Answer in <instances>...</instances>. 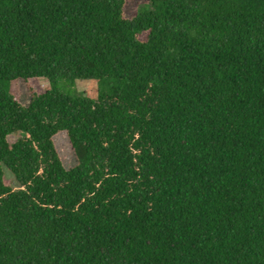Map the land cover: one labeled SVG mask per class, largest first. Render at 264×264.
<instances>
[{"label":"trees","instance_id":"16d2710c","mask_svg":"<svg viewBox=\"0 0 264 264\" xmlns=\"http://www.w3.org/2000/svg\"><path fill=\"white\" fill-rule=\"evenodd\" d=\"M126 3L0 0V264H264V0Z\"/></svg>","mask_w":264,"mask_h":264},{"label":"rangeland","instance_id":"374dc122","mask_svg":"<svg viewBox=\"0 0 264 264\" xmlns=\"http://www.w3.org/2000/svg\"><path fill=\"white\" fill-rule=\"evenodd\" d=\"M145 0H127L124 14L129 17L133 14L137 4ZM28 86L35 92H42L47 86V82L43 79L41 80H29ZM108 85L102 84L95 80H58L54 86L55 90L62 95L72 96V97H86L93 99L98 90H105ZM3 89L8 95H14L16 93V86L13 82H4L2 84ZM20 87V100L25 102L27 100V93L23 86ZM13 137H8V141L12 142ZM54 144L59 154V157L66 167L72 166L74 160L72 159L71 152L66 143L65 137L63 135H58L54 139ZM4 176L9 180L10 186L15 187V184L10 180L11 176L9 173L5 172Z\"/></svg>","mask_w":264,"mask_h":264}]
</instances>
